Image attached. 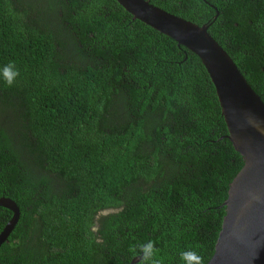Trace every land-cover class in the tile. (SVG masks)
Segmentation results:
<instances>
[{
  "label": "trees",
  "instance_id": "obj_1",
  "mask_svg": "<svg viewBox=\"0 0 264 264\" xmlns=\"http://www.w3.org/2000/svg\"><path fill=\"white\" fill-rule=\"evenodd\" d=\"M198 26L264 103V0H149ZM0 264H207L243 166L201 60L116 0H0ZM107 212V213H106ZM12 212L0 206V232ZM137 251H130L133 246Z\"/></svg>",
  "mask_w": 264,
  "mask_h": 264
},
{
  "label": "water",
  "instance_id": "obj_2",
  "mask_svg": "<svg viewBox=\"0 0 264 264\" xmlns=\"http://www.w3.org/2000/svg\"><path fill=\"white\" fill-rule=\"evenodd\" d=\"M132 19L172 38L202 62L215 89L227 136L243 166L229 185L223 203L225 215L214 252L207 264H264V103L246 82L232 59L198 26L169 14L149 0H116ZM0 206L12 217L0 232V245L18 221V209L9 199Z\"/></svg>",
  "mask_w": 264,
  "mask_h": 264
},
{
  "label": "clouds",
  "instance_id": "obj_3",
  "mask_svg": "<svg viewBox=\"0 0 264 264\" xmlns=\"http://www.w3.org/2000/svg\"><path fill=\"white\" fill-rule=\"evenodd\" d=\"M19 76L20 72L14 62H9L0 69V77L3 78L5 85L9 88L15 86ZM130 251L135 254L137 251L136 246L134 245ZM139 252V264H162V261L157 259L159 249L156 248L155 242L150 240L147 243H141ZM180 258L184 264H204L203 257L193 250L182 251Z\"/></svg>",
  "mask_w": 264,
  "mask_h": 264
},
{
  "label": "rangeland",
  "instance_id": "obj_4",
  "mask_svg": "<svg viewBox=\"0 0 264 264\" xmlns=\"http://www.w3.org/2000/svg\"><path fill=\"white\" fill-rule=\"evenodd\" d=\"M107 213V212H106Z\"/></svg>",
  "mask_w": 264,
  "mask_h": 264
}]
</instances>
